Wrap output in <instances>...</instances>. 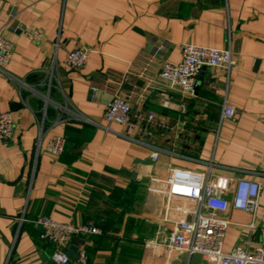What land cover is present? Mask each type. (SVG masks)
Listing matches in <instances>:
<instances>
[{"label":"crops","instance_id":"1","mask_svg":"<svg viewBox=\"0 0 264 264\" xmlns=\"http://www.w3.org/2000/svg\"><path fill=\"white\" fill-rule=\"evenodd\" d=\"M26 27L40 39H27ZM2 29L14 50L0 69V113H12L15 132L0 142V264H56L36 220L48 216L84 225L82 207L92 190L132 182L139 186L128 215L136 220L134 230L125 236L123 228L99 243L96 236H81L79 250L87 251L88 264H187L185 253L168 257L147 245L166 240L172 224L195 210L186 200L167 205L169 167L203 173L213 164L214 179L260 183L255 215L234 208L225 214L233 224L222 248L228 255L248 242L250 248L261 244L264 0H0ZM184 44L231 49L229 76L221 68L205 67L193 96L168 89L160 79L162 67L180 62ZM76 48L90 53L82 69L65 64ZM52 67L57 80L49 82ZM41 95H49L50 102ZM116 95L132 104L129 125L104 119ZM225 102L236 109L232 120L222 117ZM46 106L68 108L63 115L68 124L54 130L66 140L59 158L50 156L39 139L36 118ZM149 113L156 117L152 124L146 121ZM193 261L207 264L198 255L188 264Z\"/></svg>","mask_w":264,"mask_h":264},{"label":"built area","instance_id":"2","mask_svg":"<svg viewBox=\"0 0 264 264\" xmlns=\"http://www.w3.org/2000/svg\"><path fill=\"white\" fill-rule=\"evenodd\" d=\"M24 36L30 41L40 39V34L33 28L26 27ZM14 50L13 41L0 30V69L12 60ZM181 60L177 64L165 63L160 73V79L170 90L193 96L197 83V76L203 68H221L230 74L234 65L231 49L219 50L211 47L184 44L180 47ZM90 53L85 48H76L65 57V64L71 69H82L89 61ZM48 75L49 82L57 80L54 67ZM9 80L17 82L27 92L32 93L31 87L9 75ZM46 102H50L49 95H41ZM47 107L36 118L40 128L39 139L45 140L46 152L59 158L65 152V138L55 133L59 127L68 124V117L63 115L68 112L67 106L56 107L58 116L49 120ZM235 107L227 102L223 105V119H233ZM76 119H82L74 114ZM155 115L147 114L146 121L154 123ZM104 119L108 124L126 126L133 119L132 104L128 98L116 95L105 107ZM15 132V121L12 113H0V142L10 139ZM151 136V133H149ZM264 158V152L262 153ZM153 162L159 161V156L154 153ZM213 164L211 165V167ZM209 171L199 173L191 170L169 167L165 175L164 199L167 205L174 200H186L194 204L192 216L186 220H177L168 233L166 240H155L147 243L148 247L160 248L168 257L176 253H185L189 260L201 256L207 264H264V239L256 248H250L248 242L245 248H237L230 254L223 252V239L228 228L233 224L225 214L230 208L255 215L258 209V200L262 185L257 181L241 179L233 183L228 178H213ZM229 195V197H228ZM165 221V219H163ZM35 224L40 229V239L52 248L51 259L56 264H88L89 256L85 249L78 251V258L72 261L68 255L69 246L75 237L101 235L102 231L90 222L78 225L74 222H61L52 217L44 216L36 220ZM254 229V224L249 225ZM187 263V264H188Z\"/></svg>","mask_w":264,"mask_h":264},{"label":"trees","instance_id":"3","mask_svg":"<svg viewBox=\"0 0 264 264\" xmlns=\"http://www.w3.org/2000/svg\"><path fill=\"white\" fill-rule=\"evenodd\" d=\"M48 119L56 117L54 107L47 109ZM66 149V145H65ZM139 186L132 182L128 187L112 186L107 190H92L82 207L85 224L93 222L101 231V235L94 237V242L109 241L110 234H118L123 228L128 233L134 230L136 220L128 217L132 212Z\"/></svg>","mask_w":264,"mask_h":264},{"label":"water","instance_id":"4","mask_svg":"<svg viewBox=\"0 0 264 264\" xmlns=\"http://www.w3.org/2000/svg\"><path fill=\"white\" fill-rule=\"evenodd\" d=\"M21 106L23 107L24 105H17V104H13L12 105V107L16 108V109L20 108ZM16 109H12V110H16ZM143 163L151 164L148 161L143 162ZM134 177H135V175H133L132 179H134ZM83 244H84V241L80 237H76L73 240L72 244L69 246L68 255H69V257L71 258L72 261H75L78 258L79 246L83 245Z\"/></svg>","mask_w":264,"mask_h":264},{"label":"rangeland","instance_id":"5","mask_svg":"<svg viewBox=\"0 0 264 264\" xmlns=\"http://www.w3.org/2000/svg\"><path fill=\"white\" fill-rule=\"evenodd\" d=\"M192 264H194V261L192 262Z\"/></svg>","mask_w":264,"mask_h":264}]
</instances>
